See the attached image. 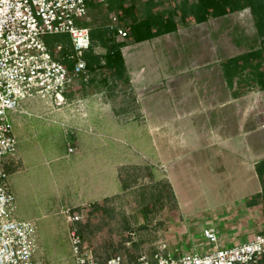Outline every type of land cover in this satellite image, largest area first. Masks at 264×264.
I'll use <instances>...</instances> for the list:
<instances>
[{
    "label": "rangeland",
    "instance_id": "obj_1",
    "mask_svg": "<svg viewBox=\"0 0 264 264\" xmlns=\"http://www.w3.org/2000/svg\"><path fill=\"white\" fill-rule=\"evenodd\" d=\"M255 39L254 19L245 9L128 44L119 75L79 78L84 87L76 81L69 86L62 108L48 96L22 102V111L9 118L17 151L7 188L15 198L10 217L37 228L36 261L76 264L71 216L83 217L76 227L99 258L136 261L154 256L159 242L169 239L165 226L178 212L186 225L196 218L207 224L208 216L226 208L233 190L214 151L224 150L226 138L243 150L258 132L264 135V92H248L241 108L223 106L221 67ZM62 40L70 39L47 37L51 45ZM192 241L197 253L223 249ZM167 253L185 254L178 247Z\"/></svg>",
    "mask_w": 264,
    "mask_h": 264
},
{
    "label": "built area",
    "instance_id": "obj_2",
    "mask_svg": "<svg viewBox=\"0 0 264 264\" xmlns=\"http://www.w3.org/2000/svg\"><path fill=\"white\" fill-rule=\"evenodd\" d=\"M88 2L0 0V264H41L34 258L36 226L10 217L15 198L7 188V168L14 166L17 138L9 118L20 113L22 102L35 95L48 96L56 108H62L68 105L69 86L81 77L88 81L84 54L90 49L91 34L89 28L77 25L87 20ZM118 21V16H113L110 29L123 40L128 33L116 26ZM54 35H67L70 40L51 45L47 37ZM65 49L70 54L63 57ZM61 57L69 59L73 68L65 66ZM69 152H75L71 145ZM68 220L73 223L68 238L76 264H258L264 256L261 232L242 244L208 253H185L175 258L167 253V242H160L152 257L143 255L131 263L122 255L101 259L76 227L83 217L75 215ZM204 237L218 242L211 228L205 230Z\"/></svg>",
    "mask_w": 264,
    "mask_h": 264
},
{
    "label": "trees",
    "instance_id": "obj_3",
    "mask_svg": "<svg viewBox=\"0 0 264 264\" xmlns=\"http://www.w3.org/2000/svg\"><path fill=\"white\" fill-rule=\"evenodd\" d=\"M245 9L254 19L257 43L246 52L223 60V73L236 98L254 89L264 90V0H89L88 25L83 26L91 34L90 49L84 54L88 75L101 80H107L109 71L119 75L125 67L122 48L128 44L153 40ZM113 16L119 18L116 26L128 33L127 44L110 29ZM69 54L65 49L62 55ZM63 57L60 61L72 69L73 63ZM75 81L84 87L79 78ZM256 169L264 199V159ZM11 170L12 167L7 168V172Z\"/></svg>",
    "mask_w": 264,
    "mask_h": 264
},
{
    "label": "crops",
    "instance_id": "obj_4",
    "mask_svg": "<svg viewBox=\"0 0 264 264\" xmlns=\"http://www.w3.org/2000/svg\"><path fill=\"white\" fill-rule=\"evenodd\" d=\"M123 50L122 48V53ZM221 77L225 79L223 68L221 69ZM73 83H75V81ZM77 85L79 86V83H77ZM225 89L226 101H224L222 105H226V107L231 106V108L235 106L241 108L244 103L242 99L247 96V93L236 98L231 94V89L228 84H226ZM261 92H264V90H261ZM248 138H250V135H248ZM248 138H246V140ZM231 140H233L231 137L223 140L224 150L214 151V157L220 158L226 166L223 167L224 172L227 173L225 182L228 183L227 188L233 190L232 196L234 199L230 198V200H228L225 209H220L215 215L208 216V221H210V223L207 224H204L201 219L196 218L191 221L189 220L186 225L184 223L185 216L183 217L182 214L178 212V217L174 219L172 224L165 226L167 229L165 234L169 235V239L160 241L167 242L169 248L178 247L184 253L197 252L199 248L193 243L192 238H195L197 244L199 243L198 245L203 244L204 239L207 240L204 237V232L210 228L215 231L218 237L217 246L223 248L242 244L252 239L255 235L264 232L263 185L256 169L257 164L264 159V135L260 136V132H258V134H256V139L252 140L251 144H249V142L248 144L245 143V148L243 150L239 146L241 145L240 142L239 144L233 143ZM106 200L110 201L111 198H107ZM124 203L125 202L122 201L119 205ZM177 204L178 211H180V201L178 202L177 200ZM191 214V212H187L188 217H190ZM179 215H181V217H179ZM196 232H198L199 235H196ZM205 243L207 245L209 242ZM211 251L213 250L208 252ZM126 261L127 263L134 262L129 261L127 258ZM258 264H264V256L259 260Z\"/></svg>",
    "mask_w": 264,
    "mask_h": 264
}]
</instances>
